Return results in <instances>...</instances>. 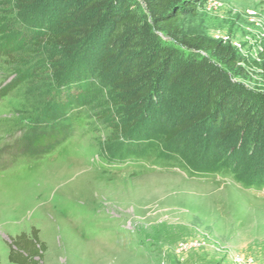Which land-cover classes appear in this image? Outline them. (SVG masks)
I'll return each mask as SVG.
<instances>
[{
	"label": "rangeland",
	"instance_id": "rangeland-1",
	"mask_svg": "<svg viewBox=\"0 0 264 264\" xmlns=\"http://www.w3.org/2000/svg\"><path fill=\"white\" fill-rule=\"evenodd\" d=\"M84 1L0 0V264H13L8 236L33 226L39 264H230L234 253L264 264V3L204 0L161 30L142 0H110L75 47L44 41ZM127 8L143 44L116 63L106 41ZM164 49L133 102L118 83L124 61L148 66ZM195 65L247 102V126L220 136L208 116L169 138L205 100Z\"/></svg>",
	"mask_w": 264,
	"mask_h": 264
},
{
	"label": "trees",
	"instance_id": "trees-1",
	"mask_svg": "<svg viewBox=\"0 0 264 264\" xmlns=\"http://www.w3.org/2000/svg\"><path fill=\"white\" fill-rule=\"evenodd\" d=\"M18 1L22 2L25 0ZM260 1L264 3V0ZM109 2L110 0H85L82 6L76 10L70 7L61 18H58L54 29L44 34V41L62 49L75 47L93 31L104 16ZM142 2L154 25L161 30H168L177 28L176 24L182 16L195 14L198 6L204 0H142ZM88 12L93 14L82 21V17ZM111 19V28L107 36L104 58L111 59L118 54L117 63L126 58L130 52L142 47L145 23L140 12L134 8H127L124 12L114 13ZM182 41L189 46L217 47L216 43L206 42L198 37L184 36ZM123 44L124 46L121 47ZM166 52V49L160 51L157 59L148 66H143L139 62L141 56L136 57L134 61H124L123 67L118 74V83L124 86L125 91H133L130 96L133 102L143 98L148 92L149 77H146L145 74L153 72V69L159 65ZM203 70L201 65L192 66L190 80L193 84L199 85L201 90H205V100L196 114L191 118L181 120L170 129L169 138L180 133L193 123L206 119L208 116H212V121L218 127L219 135L224 137L249 124L251 112L246 111L247 102L238 97L225 96L226 85L221 79H218V72L211 70L203 73ZM183 71L184 67L181 66L172 72L168 76V83H173L175 78ZM143 84H146V86H143ZM231 106L235 108L234 113H231ZM138 107L135 109L137 110ZM38 233L39 230L33 226L28 233L21 232L8 236V260L13 264L41 263L46 244L39 239Z\"/></svg>",
	"mask_w": 264,
	"mask_h": 264
},
{
	"label": "built area",
	"instance_id": "built-area-1",
	"mask_svg": "<svg viewBox=\"0 0 264 264\" xmlns=\"http://www.w3.org/2000/svg\"><path fill=\"white\" fill-rule=\"evenodd\" d=\"M230 264H258V262L253 255L234 253L230 257Z\"/></svg>",
	"mask_w": 264,
	"mask_h": 264
}]
</instances>
